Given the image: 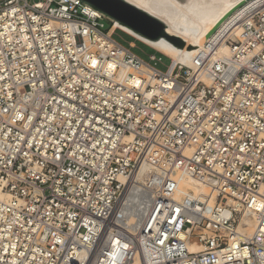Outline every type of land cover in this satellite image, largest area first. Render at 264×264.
<instances>
[{"label": "built area", "instance_id": "built-area-1", "mask_svg": "<svg viewBox=\"0 0 264 264\" xmlns=\"http://www.w3.org/2000/svg\"><path fill=\"white\" fill-rule=\"evenodd\" d=\"M117 30L0 0V264H264V0L166 71ZM178 171L215 203L177 200Z\"/></svg>", "mask_w": 264, "mask_h": 264}, {"label": "bare ground", "instance_id": "bare-ground-1", "mask_svg": "<svg viewBox=\"0 0 264 264\" xmlns=\"http://www.w3.org/2000/svg\"><path fill=\"white\" fill-rule=\"evenodd\" d=\"M156 18L165 25L168 35L176 37L191 46L190 49H179L168 40L161 38L154 45L151 41L139 36L132 30L120 25L119 27L132 38H136L147 46L168 56L174 62H180L185 66L190 63V57L195 54L198 48L209 38L211 32L222 24L226 18L232 15L234 10L245 0H123ZM234 19V17H232ZM237 35H240L241 28L235 27ZM234 31V30H233ZM220 52L228 54V49L223 46ZM150 167L143 165L135 179L144 181L148 177ZM177 189L175 198L199 197L205 201L208 207L214 203L215 182L212 180L199 181L188 176L183 171H178L175 176ZM194 192H198L196 194ZM1 196V193H0ZM181 196V197H180ZM199 245H191V251H198Z\"/></svg>", "mask_w": 264, "mask_h": 264}, {"label": "water", "instance_id": "water-1", "mask_svg": "<svg viewBox=\"0 0 264 264\" xmlns=\"http://www.w3.org/2000/svg\"><path fill=\"white\" fill-rule=\"evenodd\" d=\"M80 1L93 7L94 10L100 11L111 20L132 30L134 33L138 34L139 36L151 41L153 45L159 39L164 38L179 49L191 48V46H189L181 39L168 35L166 32L165 25L162 22L150 16L146 12L139 10L138 8L128 4L123 0H80ZM179 1L182 2V0Z\"/></svg>", "mask_w": 264, "mask_h": 264}, {"label": "rangeland", "instance_id": "rangeland-1", "mask_svg": "<svg viewBox=\"0 0 264 264\" xmlns=\"http://www.w3.org/2000/svg\"><path fill=\"white\" fill-rule=\"evenodd\" d=\"M100 23L102 24L101 30L104 32L108 31V29L111 27V23L108 20L102 19L100 21ZM113 39L116 40L118 43H120L121 45H123L126 48L130 47L129 46L130 43H134V48H130L134 54H136L142 60L149 63L152 67H154L160 71H166L167 70V67L169 65V60L165 59L164 58L165 56L162 57V56L158 55L152 49L147 47V45H144V44L134 40L130 36L126 35L125 33L121 32V31H118V30L113 33ZM150 55H155L156 58L160 57L162 62H160V63L152 62L149 58ZM194 193L199 194L198 192H194Z\"/></svg>", "mask_w": 264, "mask_h": 264}, {"label": "crops", "instance_id": "crops-1", "mask_svg": "<svg viewBox=\"0 0 264 264\" xmlns=\"http://www.w3.org/2000/svg\"><path fill=\"white\" fill-rule=\"evenodd\" d=\"M129 36V35H128ZM131 37V36H130ZM132 38V37H131ZM133 39L134 40H136V41H138V42H140L139 40H137L136 38H134L133 37ZM140 43H142V42H140ZM131 44V46H132V48H134V43H130ZM142 44H144V43H142ZM144 45H146V44H144ZM147 47H149V46H147ZM150 49H152L154 52H156L158 55H160V56H162V57H164L165 59H167V60H169V64H170V62H171V58H169L168 56H166V55H164V54H162L161 52H159V51H157V50H155V49H153V48H151V47H149ZM150 56H154L155 58H156V56L155 55H150ZM156 59H161L160 57H158V58H156ZM161 62H162V60H161Z\"/></svg>", "mask_w": 264, "mask_h": 264}]
</instances>
